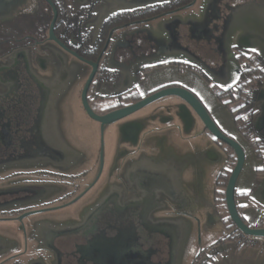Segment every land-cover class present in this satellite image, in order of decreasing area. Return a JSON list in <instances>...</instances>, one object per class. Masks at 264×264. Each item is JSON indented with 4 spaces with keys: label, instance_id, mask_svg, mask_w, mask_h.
Here are the masks:
<instances>
[{
    "label": "flooded vegetation",
    "instance_id": "1",
    "mask_svg": "<svg viewBox=\"0 0 264 264\" xmlns=\"http://www.w3.org/2000/svg\"><path fill=\"white\" fill-rule=\"evenodd\" d=\"M27 1L0 0V223L9 227L0 230V264H162L154 260L157 254L154 240L158 235L165 245L166 235L156 229L160 230L169 217V177L163 173L165 169L156 170L142 162L145 159L137 137L128 135L135 122H128L121 128V131L125 127L130 131L128 137L122 134L128 151L122 153L117 162L113 181L100 194L86 201L76 225L60 231L63 225L70 223L60 215L61 210L80 201L92 190L100 191L97 185L103 167L101 169L100 159L98 172L94 173L96 177L89 182L85 181L88 171L74 173L71 170L75 166V151L62 143L61 131L52 122L50 112L56 104L57 83L49 76L51 61L42 59L51 54L45 50L46 43L61 48L47 40L53 9L46 0H37L33 8L25 10L26 5L29 6ZM52 1L58 12L56 35L83 58L107 33L105 45L111 31L112 39L118 37L120 43L133 49L136 55H144L155 46H147L146 53L141 52L135 39L146 33L150 41H154L150 29L153 21L176 16L194 6L199 8L200 4L199 0H192L157 15L114 26L106 32L104 24L117 13L137 16L175 0ZM219 3L220 0H207L209 13L203 15L198 31L194 32L191 27L190 34H202L207 39L215 37L221 51L231 53L234 46H240L233 44L229 48L233 25L242 14H248L239 8L231 9L229 5L227 11H222L217 8ZM109 4L116 7L109 13L103 12ZM174 19L173 32L183 24L178 17ZM188 20L190 24L192 20ZM216 20L221 21L222 29L210 28L211 25L219 27ZM73 22L80 24L75 28ZM63 36L69 44L62 40ZM29 52L38 54L43 61L32 64ZM108 55L99 62L98 79L101 64L107 71L111 70L106 66ZM172 62L184 69L199 68L193 62ZM89 68L91 72L90 65ZM148 68L145 66L143 70ZM121 94L114 100L118 101ZM160 212L163 217L158 215ZM81 231V235L76 233Z\"/></svg>",
    "mask_w": 264,
    "mask_h": 264
},
{
    "label": "crops",
    "instance_id": "2",
    "mask_svg": "<svg viewBox=\"0 0 264 264\" xmlns=\"http://www.w3.org/2000/svg\"><path fill=\"white\" fill-rule=\"evenodd\" d=\"M206 4L207 2H201L198 5L199 8L194 6L176 16H166L153 21L150 29L154 41H150L146 33L139 34L135 39L141 52L146 53L148 47L155 46V49L151 48L144 55H136L133 49L127 47L125 43L124 45L120 43L118 37H114V51L108 55L106 66L117 71L119 78L115 83L99 78L91 88L90 101L93 107H98L100 102L115 101L114 98L117 95L133 88L142 97L171 85L190 89L200 98L219 127L235 138L245 150L246 160L236 183L235 200L245 222L255 225L264 215L262 197L258 195L259 190L264 188V172H260L262 161L237 130L231 111L218 100L208 83L209 79L226 87L235 80L234 69H232L235 62L234 56L230 55L231 53L228 51H221L215 37L207 39L205 36H201L202 34H190L191 27L194 31H198V24L203 20L202 16L209 13ZM115 7V4L109 7L105 6L102 11L109 13ZM200 8H203L202 16L199 13L194 15L193 12L199 11ZM175 17H178L183 24L181 23L178 27V31L173 32L174 27L176 28ZM188 19L192 20L190 24ZM243 26L245 23L239 24L238 27L241 28L239 30L237 22L233 25L229 40L230 46L244 44L248 48H252L250 44H245L246 40L243 39V36L246 33L240 37ZM174 45L182 46L184 49ZM44 46L47 53H51V57L49 56L51 64L48 65L51 66L52 71L49 76L57 83L58 95V92L69 83L67 74L70 72V57L53 43H46ZM174 60L197 63L202 72L179 67L172 62ZM145 66L149 67L146 71L143 70ZM220 70L225 75L221 78L215 77L214 75H217ZM89 73L90 69L86 77ZM166 98L168 97L159 102V105L166 108L159 117L147 118L144 112H139L135 115L138 122L131 125V132L126 127L121 132L125 135L130 132L129 137L148 133L145 137L141 136L143 137L141 155L145 159L143 162L150 164L156 170L165 169L173 179L171 192L175 195V199L171 201L170 216L179 218L178 221L180 224L182 223V227L180 225L179 229L183 232L185 239L181 255L183 259L190 247V237L198 218L204 222L206 231H209L214 225L221 226V224L223 230L225 229L224 220L227 218L228 212L222 203L216 200L215 191L217 187L221 190L226 187V181L219 180V177H228L231 172V168L227 165V154L230 149L208 130H205L202 121L183 100L178 97ZM170 106H178L180 113L174 115L173 111L170 112L168 109ZM257 107L259 113L256 116L255 125L257 129H260L259 126L264 121V85ZM57 129L59 132L61 131L59 127ZM198 152L208 159L206 171L210 172V178L207 183L203 161L198 162L197 165L195 162L194 155L196 156ZM196 168L200 176V179H197L198 182L192 177ZM212 183L214 190L213 196L210 197ZM202 221H200V225H202ZM220 238L215 242L213 239H205L204 244L203 242L199 244L200 249L204 248L202 245L217 244ZM203 239L204 236L201 234V241ZM196 257L191 264H200L195 262ZM205 260H207L205 264H264V251L253 247L238 248L233 242H228L218 246L215 254Z\"/></svg>",
    "mask_w": 264,
    "mask_h": 264
},
{
    "label": "rangeland",
    "instance_id": "3",
    "mask_svg": "<svg viewBox=\"0 0 264 264\" xmlns=\"http://www.w3.org/2000/svg\"><path fill=\"white\" fill-rule=\"evenodd\" d=\"M27 2L29 6L27 7L26 5L25 10H29V8L34 7V4L35 5L37 4V0H29ZM198 2H200V4L201 2L206 3L207 0H201V1L199 0ZM256 3L258 4L256 5ZM228 5L231 7V9L239 8L241 9L240 10L241 12H245L248 14L247 16L242 14V16L239 17L240 19L237 22V28H239L238 27L239 24L245 23V26L242 27L240 37L243 36V33H246L243 36V39L246 40L245 44L247 43L250 44L252 48H248L246 45L241 43L242 46L247 49L255 50L258 54L263 56L264 54V0H220V3L219 5H217V8H219L220 10L222 9V11H227ZM23 8L24 7H22V9ZM198 13L200 16H202L203 8H200L199 11L197 12H193V14L195 15ZM256 14L259 16L254 17ZM209 23H212V22H209ZM216 23H218L217 25H219L218 28L216 26L214 27L213 25H211L210 28L212 27L213 30H217L219 28L222 29L223 24H221V21L216 20ZM205 26H208V25L206 24ZM240 29L241 28H239V30ZM229 48H230V45H229ZM29 54H30V60L32 64L37 65L39 62L43 61V60H39L40 57L38 54H37L38 57L34 52H29ZM231 55L234 56V60H235L233 64L234 68H232L234 69L235 80L232 81L228 86L232 85L238 79L240 71H241V65L237 62L235 58V52L231 51ZM69 57H70L69 65L71 66L69 68L70 72L69 74H67V77H68L67 82L69 83H67L62 88V90L58 92V95L55 98V102L53 101L56 104L53 105L52 110L50 112L51 118L54 119L52 122L54 125H57V127L61 129V134L60 135L58 134V135L60 136L61 139L60 138L59 139L62 141V143H64L65 146H69L73 148V150L75 151V161H74L75 166L71 169L74 173H79L81 171H88L89 175L87 176L85 181L89 182L90 180L94 179V177H96L95 174L96 172H98V169H99L98 166H99L102 153L104 156V166H103V171L101 173V176H100V179L98 180V185H97L100 191L92 190L87 196L83 197L80 201L70 205L67 208H64V210H61L62 213H60V215L64 216L63 218L67 219L66 222H70V223L63 225V227L60 228V231H64L65 228L71 227L72 224L76 225L80 221L83 215V211L86 208V201H88L89 198L94 197L95 194L97 193L100 194L113 181V172H114L115 166L117 162L120 160L122 153L124 154L128 151L127 149L128 143L125 142L122 138V132H121V127L119 123L116 122V123H112L106 126L103 136H102L100 123L94 120L93 118H91L86 112V110L84 109L81 96H82V90L84 88V85L90 74L89 73L88 76L86 77L90 68L88 64L80 61L79 59L73 56H69ZM42 59H45L47 62L48 61L50 62V58L44 57ZM102 60H104V58ZM228 62L229 60L227 61V63ZM197 69H199L202 72L200 67ZM110 72L112 74H117L116 73L117 71L115 72L114 70H110ZM203 74L205 73L203 72ZM98 75L100 78L107 76L106 74L101 75V73ZM224 75H225L224 72L220 70L217 73V75L215 74L214 76L217 78L218 77L221 78ZM96 81H98V78L95 80V82ZM95 82L92 84L91 88L93 87ZM215 84L219 87H222L218 85L217 83ZM263 85H264V81L262 82L260 86V93L263 88ZM226 87H222V88H226ZM91 88H90V91H91ZM130 90L132 89L123 91L122 94ZM90 91H89V96H88L89 101H90ZM260 93H259V96H260ZM14 97L16 96H12V98ZM167 97L169 98V97H176V96H167ZM115 102L114 101L100 102L98 107H93V106L92 107L93 109L96 108L97 110H100ZM90 104L92 105L91 101H90ZM256 109L259 112L257 104H256ZM165 110L166 108H163L161 111H165ZM229 111L231 110L229 109ZM256 116L254 118V123H255ZM259 127L261 130H264V121L262 125ZM204 140L206 142V138ZM227 147L230 149L229 152L231 150L234 151L229 145H227ZM197 155L196 156L194 155L196 165L198 162L203 161V164L205 166V181L207 183L208 179L210 178L209 176L210 172L206 171L208 159L203 155L201 156L200 152H198ZM198 174L199 173L197 172V168L196 170L194 169L192 177L196 179V182H198L197 179H200V176ZM213 190H214V187L212 183L210 185V197L213 196ZM169 193H170V189L168 188V196H169ZM206 194H207V191H206ZM258 195L262 197V203L264 204V188L259 190ZM158 215L160 217H163L164 214L160 212ZM170 215H171V210L169 213V217H166L165 223L173 222V220H179V218L171 217ZM200 221H202L201 218H198L196 220L195 227L192 230V234L190 237V241H191L190 247L185 253V257L183 259L181 258L184 241H185L183 232H181V230L178 229L176 230V232L174 231V233L169 232L171 234H167L169 226H167L166 224H163V226H161V229L163 228L162 230L156 229L158 233H161L162 235H166V238H165V245H163L162 239H159V236L156 235V240H154L155 241L154 246L157 252L155 259H154L155 262L162 261L161 262L162 264H191L192 261L195 259L196 255L198 254L195 262H198L200 264H205L207 262V260L205 259H210V256H213L215 254L216 248L218 246L225 245L228 242H233L238 248L253 247V248H259L264 251V240L262 239L264 237L257 238V236L246 234L248 236H252L256 238H252L251 242L248 240H245V242L239 243L238 240L240 239L241 235L245 233L237 229V227L229 229L225 226V229L223 230V226L221 224V226L214 225L213 228H211L209 231H206L204 228V224H203L204 222L202 221V225H200ZM6 225L7 224L0 223V230H3V229L5 230L6 228H9ZM157 225L160 226L161 224L159 223ZM233 230L235 232L231 233ZM76 233H79V235H81L82 231L76 232ZM201 234L204 236L203 241H201ZM72 236H75V235H72ZM218 238L220 239L217 244H214L211 246L202 245L204 248L200 249L199 244H202V242L204 244L205 239L206 240L213 239L215 242L216 240H218ZM258 241H260V244L256 245Z\"/></svg>",
    "mask_w": 264,
    "mask_h": 264
},
{
    "label": "water",
    "instance_id": "4",
    "mask_svg": "<svg viewBox=\"0 0 264 264\" xmlns=\"http://www.w3.org/2000/svg\"><path fill=\"white\" fill-rule=\"evenodd\" d=\"M53 9V19L50 24L49 28V35L47 40L53 41L57 45H59L63 50L67 51L68 53L74 55L81 61L86 62L92 67V70L90 72V75L84 85V88L82 90V104L88 115L93 118L94 120L98 121L101 125V131L102 136L104 133V130L106 126L112 124V123H119L120 127L122 128L123 125L127 124L128 122H138V118L135 117V115L139 112H144L145 117L147 118H156L161 115V110L165 107H162L159 105V102L164 99L167 96H176L183 100L192 110L193 112L199 117V119L204 124L205 130H208L211 132L216 138L221 140L222 142L229 145L236 153L237 160L235 163V166L232 168L230 175L227 180V184L225 187V199H226V206L229 213V216L232 218L234 224L236 225L237 229L244 232L245 234L257 236V237H264V227H256L253 225H249L245 222V220L242 218L241 214L239 213L237 203L235 200V190H236V183L239 178V175L242 172V169L245 164L246 160V153L243 148V146L233 137L227 135L223 130L219 127V125L215 122L203 102L188 88L183 86H167L163 87L159 90H156L155 92L150 93L149 95L142 97L139 101L122 106L120 108L111 110L104 114L97 113L93 107L90 104L89 101V91L92 86V84L97 79V72L99 68V62L105 56L107 53L111 55L114 51V42L112 39L113 31H111L107 37L106 43L101 51V54L99 55L97 61L87 60L83 57L79 56L75 51L71 50L66 44H64L59 37L55 33V24L58 16L57 9L53 3L52 0H46ZM191 4H189L190 6ZM111 12V11H110ZM158 18V17H155ZM116 72V71H115ZM117 74H112L104 76L102 78L106 79L108 82L115 83L116 80L119 78L118 72ZM169 111L173 114L180 113V109L178 106H170ZM157 114V115H156ZM140 132V130H139ZM138 132V133H139ZM148 133H140L137 134L135 138L137 139V142L140 143L139 146H141V142L143 141V137L146 136ZM143 136V137H141ZM143 162V161H142ZM147 164V163H146ZM150 165V164H149ZM103 167V153L101 154V169ZM163 173H166L169 177V200L172 201L175 199V195L173 192H171V185H172V178L168 172L165 170ZM179 204V201H177ZM171 221V220H170ZM167 226H169V229L167 231V234L174 233L176 230L179 229L180 225L182 227V223L178 220H173V222L165 223ZM179 226V227H178ZM180 230V229H179ZM171 232V233H169Z\"/></svg>",
    "mask_w": 264,
    "mask_h": 264
},
{
    "label": "trees",
    "instance_id": "5",
    "mask_svg": "<svg viewBox=\"0 0 264 264\" xmlns=\"http://www.w3.org/2000/svg\"><path fill=\"white\" fill-rule=\"evenodd\" d=\"M191 1L192 0H175L165 6L152 7L148 12L139 13L137 16L136 14L125 13L122 15L121 13H117L104 24L103 30L107 32V30H110L114 26L125 24L129 21H132L133 19H143L145 17L154 16L168 9L170 10L175 8L177 5L185 4ZM73 24L74 27L77 28L78 24L80 23L73 22ZM106 34L107 33H105L104 37L99 39L96 47L92 48L91 51L83 55L84 58L89 60L97 59L104 47V39ZM61 38L65 43L69 44L67 37L63 36ZM233 51L235 52V58L237 62L241 65V71L238 79L232 85L226 88L217 86L209 79L208 83L215 92L218 100L225 107L231 110L237 130L251 145L257 156L261 159L262 168L260 172H264V130L257 129L254 123V118L257 114L256 104L260 93V86L264 81V57L258 54L255 50L247 49L241 46H234ZM181 67L183 68V66ZM189 67L190 66H188V68ZM190 68L201 72L199 69L192 66ZM100 71L101 75H111V72L107 71V69L104 68V65L102 64L100 65ZM140 99L141 96L139 95L138 91L133 88L132 90L123 93L117 102L110 104L109 106H106L100 110L95 109V111L99 114H104L111 110L136 102ZM236 160V153L231 150L227 154V165L230 168H233L235 166ZM227 179L228 177H219V180H225L226 182ZM215 198L216 200H219L223 207L227 210L225 189L221 190L217 187L215 191ZM224 225L229 229L236 227L229 214L224 220ZM254 226L264 227V215L259 218ZM259 244L260 241L256 243V245Z\"/></svg>",
    "mask_w": 264,
    "mask_h": 264
},
{
    "label": "built area",
    "instance_id": "6",
    "mask_svg": "<svg viewBox=\"0 0 264 264\" xmlns=\"http://www.w3.org/2000/svg\"><path fill=\"white\" fill-rule=\"evenodd\" d=\"M235 231L233 230L231 233H234ZM252 238H256V237H252V236H248L246 234H242L240 239L238 240L239 243H243L245 242V240H248V241H252ZM258 238V237H257ZM262 238V237H260ZM264 240V238H262Z\"/></svg>",
    "mask_w": 264,
    "mask_h": 264
}]
</instances>
